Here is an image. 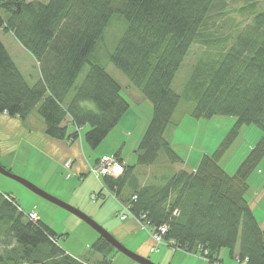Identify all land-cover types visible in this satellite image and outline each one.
Segmentation results:
<instances>
[{"label":"trees","instance_id":"1","mask_svg":"<svg viewBox=\"0 0 264 264\" xmlns=\"http://www.w3.org/2000/svg\"><path fill=\"white\" fill-rule=\"evenodd\" d=\"M245 1L241 10H254L256 1ZM224 4L0 0V29L16 38L39 69V77L28 82L0 39V112L23 121L36 108L47 136L76 139L87 126L85 142L91 148L99 145L129 107L120 83L95 55L111 17H123L125 28L108 59L151 103L152 115L135 149V163L125 164L118 177L102 176L103 185L129 204L134 216L145 214L152 228L166 225L164 238L173 239L175 248L206 250L211 263L227 249L245 264H264V228L246 197L247 178L264 158V9L229 41L217 37L209 24L211 14ZM196 42L207 49L177 92L173 79ZM84 66L87 71L76 83ZM182 102L191 103L187 111L194 119L229 115L236 120L219 146L211 154L203 153L193 170L179 169L160 182L141 184L136 167L155 164L160 151L171 164L181 161L164 134ZM67 118L73 126L70 133ZM251 123L262 134L228 173L218 161L239 128ZM8 195L12 194L0 192V264H93L69 254L53 229L40 219H27L15 197ZM90 248L104 264L113 250L118 251L100 235Z\"/></svg>","mask_w":264,"mask_h":264},{"label":"rangeland","instance_id":"2","mask_svg":"<svg viewBox=\"0 0 264 264\" xmlns=\"http://www.w3.org/2000/svg\"><path fill=\"white\" fill-rule=\"evenodd\" d=\"M29 1V0H28ZM46 2L47 0H39ZM225 4L219 9V11H214L209 19L210 29L214 31L217 37H227L229 41L235 36L237 31L245 24L252 20V16L256 11L264 9V0H255L256 6L254 10L243 9L246 3L245 0H224ZM126 21L123 17L118 15H113L105 28L103 38L99 41L95 55L97 59L102 62L105 66L107 72L111 74L121 85L122 95L126 96L129 103V110L126 112L121 120V125L124 127V132H126L125 137H128L125 146L123 147V156L128 164H134L136 161L135 149L139 143L138 136L143 134L145 125L148 124L152 115V105L151 103L142 96L139 89L134 87L130 81L124 76V74L116 68L108 59V55L113 49L117 38L122 33L125 28ZM0 39L4 43L8 53L23 73L24 77L28 82H30V76L34 75L37 71L35 60L30 55V53L16 40V38L9 32L0 29ZM207 47L201 42H196L192 44L190 50L184 57L178 71L172 82V87L175 91L180 92L185 80L187 79L193 63L198 57L203 56V53ZM212 50H215L214 48ZM87 71V66H84L82 72L78 76L76 83H79L84 77ZM35 80V79H34ZM129 83L134 89L140 93L143 97L142 100H135L127 97L126 84ZM88 107L93 108L91 102L85 103ZM191 103L182 102L179 104L178 108L173 114V123H177V131L173 135V142H176L179 147V153L185 152V147L182 145H194V150L191 152V158L194 160L189 164L195 166L198 157L196 154L199 152L201 157V152L205 151L207 154H211L224 139L230 128L233 126L236 117L229 115H215L210 118H201L200 122L192 118L188 114V108H190ZM32 118L37 117L41 119V116L37 113L36 108L30 114ZM37 123V120H35ZM26 121L24 123L27 124ZM10 126H8V130ZM87 127L81 130V135L84 134ZM114 131L111 132L99 145L95 148H91L85 140H83V145L87 151V161L91 165H95V160L98 159L102 152L113 153L109 151L112 147L115 139ZM118 133V132H117ZM262 134V130L255 124H243L238 131V135L234 138L232 143L225 149L222 156L220 157L218 163L228 172L233 173L238 164L247 154L249 149L255 142L259 139ZM1 135V133H0ZM14 136L9 138L13 139L12 143L16 144V141H20L18 144L16 154L14 152H5L3 142L11 143L8 139H4L0 147V164L10 170L12 173L26 178L27 180L34 183L32 180L21 175L19 168H23L24 163L21 158L26 152H29L30 146L26 141H22L20 135L21 132H16ZM120 133L117 134V137ZM142 136V135H140ZM1 138V137H0ZM3 138V137H2ZM172 138V137H170ZM141 139V137H140ZM3 140V139H1ZM137 142V143H136ZM181 143V144H179ZM198 150V152H197ZM117 157V156H116ZM199 157V158H200ZM64 163V162H63ZM14 167L12 168L10 165ZM174 164L165 162V155L163 151H160L158 160L155 164L149 166H139L136 167V173L140 181L144 184L160 182L162 177L170 176L173 174ZM67 169L63 166L58 165V169L55 173L57 176L58 185L63 192V198L49 192L60 200L73 205L89 215L102 227H104L112 236H114L118 241L125 245L128 249L134 251L131 245H127V241H122L116 235L113 234V228L122 223L119 215L124 212L121 203L118 198L114 195L112 191L105 188L101 182V177L96 178L91 172L80 175L73 174L66 178L64 174ZM264 183V158L260 161L258 166L251 172L247 178V183L250 186V195L254 196L262 188V183ZM97 199L91 197L92 193L100 192ZM0 192L11 193L14 196L20 206V208L27 212L30 209H35L37 213L41 216L42 220L47 223V225L53 229L58 234V244L71 254L75 256H80L81 258L87 259L89 262H96V264H104L100 261L101 256L92 251L90 248L91 243L99 235L98 232L93 229L88 223L83 221L77 215L69 212L63 207L39 196L27 187H25L20 182L12 179L6 175L0 173ZM253 193V194H252ZM259 196L254 199L253 202L257 201ZM76 202L80 204V207L76 206ZM256 218L259 224L264 228V198L260 200L258 207L255 210ZM130 218V216H128ZM109 222V223H108ZM140 227V226H139ZM147 229H138L140 235L143 236ZM137 231V232H138ZM135 236V234H134ZM126 242V243H125ZM159 252L151 253L149 252V257L152 262H155L154 255ZM117 255V256H115ZM98 261H95L97 260ZM111 260L108 264H124L123 261L130 260L131 263H135L134 260L130 259L125 254L113 250L112 255L109 257ZM156 263V262H155ZM158 264V263H157Z\"/></svg>","mask_w":264,"mask_h":264},{"label":"crops","instance_id":"3","mask_svg":"<svg viewBox=\"0 0 264 264\" xmlns=\"http://www.w3.org/2000/svg\"><path fill=\"white\" fill-rule=\"evenodd\" d=\"M35 64L37 67V71L35 72L34 75L30 76V82H33L34 79H37L39 77V69H38L37 62H35ZM126 87H127L126 88L127 94L125 95H127V97L129 96L130 98L135 99V100L137 99L142 100L143 97L140 95V93H138V91L134 89L129 83L126 84ZM121 94H122V89H121ZM128 110L129 108L127 109V111ZM126 112L122 115L119 122L109 132V134H111V132L115 130L113 134L116 140L112 141L113 142L112 147L108 148L110 149L109 151L111 152L113 151V153L107 154V152H102V155H115L117 153L116 154L117 157L122 159L126 164H128V161L125 160L123 156V147L125 146L127 139H128V137H125V136L129 134H126V132H124L125 126L121 125V120L123 116H125ZM200 119H196L197 122H200ZM35 120H37V123L35 122ZM26 121L28 123L24 125ZM66 123H67L68 132L70 133L73 130V126L70 124L69 118L66 119ZM147 125H145L143 133ZM177 125H178L177 123L169 124L164 134L165 138L169 140L174 150L181 157L180 162L173 163L174 172L179 169L193 170L197 166L198 161H199V160L196 161L195 166H193V164H189L190 162L194 161L191 158V152L194 150V145L190 144V145L185 146L179 143L186 149L184 153L180 154L178 144L172 141L174 140L173 135H175L177 131ZM8 126H10L9 130H8ZM86 127L87 126H84L82 130L85 129ZM16 132L17 133L21 132L22 135H20V138L23 137L22 141H26V143L30 146L29 152H26L21 158V161L24 163V166L23 168H19V171H20L19 173L27 177L28 179L32 180L34 183L46 189L47 191L61 198L64 197L63 192L61 191V188L58 185L59 181L57 180V176L55 175L58 169V165H61L65 169H67L66 173L64 174L66 178L70 177L73 174L76 175L79 173L80 175H82L87 172H90L89 170L92 167V165L91 163L87 161V155H86L87 151L83 145L84 138H83V135H81V133L79 137L76 139L52 138V137L47 136L44 133L43 120L37 119V117L32 118L31 115H29L27 119L22 121L16 116H9L5 112H0V133H1L0 147L4 139L5 140L8 139V141H11V143L3 142L4 151L7 153L14 152V154H16L15 150H17V147L20 141L19 140L16 141V144H15V143H12L13 139L9 138L11 135L15 137ZM117 132L120 133L118 137H117V134H118ZM140 135H143V134H139L138 136L139 140H137L138 142L140 141V137H142ZM203 153H207V152L202 151L201 155ZM196 155L198 159H200L199 152ZM67 159H70L72 161V165L70 166V168H66L63 165V162L66 161ZM96 161L97 159L95 160V163ZM8 165H10L12 168L14 167L12 164H8ZM140 183L144 184L143 181H140ZM261 183L262 185L264 184L263 182ZM249 191H250V186L248 184V192H247L246 197H247L248 204L250 208L252 209V212L256 218L255 210L258 207L260 200L264 198V186H262L261 190H259V192H257L254 196L250 195V199L248 198ZM258 196L259 198L257 199V201L251 204V202L254 199L256 200ZM122 204L123 203H121V205ZM75 205L80 207V204H78V202H76ZM39 218L41 221H43L40 215H39ZM120 220H122V223L118 224V226L113 228V234L116 235L122 241H127L128 242L127 245H131V248L134 250V252L144 257H149V252H151L150 247L153 245V241L150 236L151 227L149 226L145 227V229H147L146 232L143 233L145 235L141 236L142 234L140 235L139 233L140 231H138V229L139 228L142 229V226L141 224H139V222L136 220L135 217L130 216V218L127 217L126 219H120ZM43 222L47 224L45 221ZM154 252H159L158 254L153 256L155 257L154 261L158 264H213L211 262H208L202 259L198 253L185 251L181 248L170 247L165 244L159 245L158 250L152 251L151 253H154ZM68 253L71 254L70 252ZM71 255L79 259H84V258H81L80 256H75L74 254H71ZM95 261H98V259ZM123 262L124 264H139L137 262L131 263L130 260H125ZM91 263L96 264V262H91ZM217 264H245V262L239 261L236 257V254L231 255L227 249H223L220 253L219 261Z\"/></svg>","mask_w":264,"mask_h":264},{"label":"built area","instance_id":"4","mask_svg":"<svg viewBox=\"0 0 264 264\" xmlns=\"http://www.w3.org/2000/svg\"><path fill=\"white\" fill-rule=\"evenodd\" d=\"M63 165L66 168H70V166L72 165V161L70 159H67L66 161H64ZM124 165L125 162L122 159L116 157L115 155H101L97 159L95 165L92 166L89 171L97 178H100L102 176L118 177L119 175L122 174L124 170ZM117 167L119 168V171L116 170ZM100 195H102L101 191L98 193H92L91 197L93 199H97ZM7 197L12 198L13 196L8 195ZM133 198H135V196H133ZM122 208L124 212L119 215L120 219H126L128 216H132L136 218L139 224H141L142 228L149 226V222L145 219V214H141L139 217L134 216L130 211L129 204H122ZM173 213L177 214L178 213L177 209L173 210ZM24 214L25 217L29 220L32 221L39 220V215L35 209H30L27 212L24 211ZM166 231H167V226L164 224L156 228L151 227L150 236L153 241V245L150 247L151 252L157 251L158 246L163 244L175 248L176 244L173 239L166 240L164 238V234L166 233ZM198 254L202 259L209 262V259L206 255L207 254L206 250H204L203 253H198ZM217 263H218L217 261L213 262V264H217Z\"/></svg>","mask_w":264,"mask_h":264},{"label":"water","instance_id":"5","mask_svg":"<svg viewBox=\"0 0 264 264\" xmlns=\"http://www.w3.org/2000/svg\"><path fill=\"white\" fill-rule=\"evenodd\" d=\"M17 6L19 7V4L17 3ZM0 173L3 175H6L12 179H15L16 181L23 184L25 187L33 191L34 193L38 194L39 196L57 204L60 207H63L64 209L68 210L69 212H72L73 214L77 215L79 218H81L83 221L88 223L93 229H95L98 234L102 237H104L113 247H115L119 252L125 254L130 259L134 260L135 262L139 264H157L155 262H152L147 257H144L130 249H128L125 245H123L120 241H118L114 236H112L104 227H102L99 223H97L94 219H92L89 215L78 209L77 207L70 205L59 198L55 197L54 195L50 194L49 192L43 190L36 184L32 183L31 181L27 180L26 178H23L21 176H18L14 173H12L7 168L3 167L0 164Z\"/></svg>","mask_w":264,"mask_h":264},{"label":"snow or ice","instance_id":"6","mask_svg":"<svg viewBox=\"0 0 264 264\" xmlns=\"http://www.w3.org/2000/svg\"><path fill=\"white\" fill-rule=\"evenodd\" d=\"M117 171H119V168L117 167V169H116Z\"/></svg>","mask_w":264,"mask_h":264}]
</instances>
